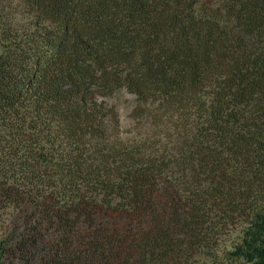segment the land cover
Returning <instances> with one entry per match:
<instances>
[{
  "label": "trees",
  "instance_id": "16d2710c",
  "mask_svg": "<svg viewBox=\"0 0 264 264\" xmlns=\"http://www.w3.org/2000/svg\"><path fill=\"white\" fill-rule=\"evenodd\" d=\"M1 204L38 264H264V0H0Z\"/></svg>",
  "mask_w": 264,
  "mask_h": 264
},
{
  "label": "rangeland",
  "instance_id": "374dc122",
  "mask_svg": "<svg viewBox=\"0 0 264 264\" xmlns=\"http://www.w3.org/2000/svg\"><path fill=\"white\" fill-rule=\"evenodd\" d=\"M125 98L130 99L132 96L127 95ZM127 104V103H125ZM122 110V109H121ZM121 115L125 118L122 119L124 128H128V118L126 112L123 109ZM13 220L12 209L4 205H0V258L4 264H38L43 258L40 257L42 253V246L45 238L40 234L38 238L33 242L36 244L30 245V242L26 248H22V244L18 240L20 235L18 229L15 231L11 228ZM41 232L48 235L46 230L41 229ZM237 231L232 230L226 236H224L219 244L215 248V254L217 257H164L154 258V262L151 264H215L217 261L226 260L227 257H223L224 251L231 248L233 240L236 239ZM36 237V236H35ZM127 257H99V264H124L127 261ZM97 261V260H96ZM83 264H93L92 260L88 257H84ZM95 264V263H94ZM148 264V263H147Z\"/></svg>",
  "mask_w": 264,
  "mask_h": 264
}]
</instances>
